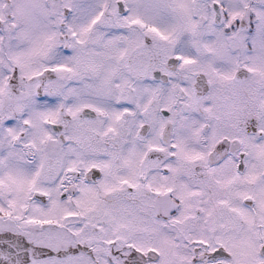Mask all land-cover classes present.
I'll use <instances>...</instances> for the list:
<instances>
[{
  "label": "snow or ice",
  "instance_id": "obj_1",
  "mask_svg": "<svg viewBox=\"0 0 264 264\" xmlns=\"http://www.w3.org/2000/svg\"><path fill=\"white\" fill-rule=\"evenodd\" d=\"M0 264H264V0H0Z\"/></svg>",
  "mask_w": 264,
  "mask_h": 264
}]
</instances>
